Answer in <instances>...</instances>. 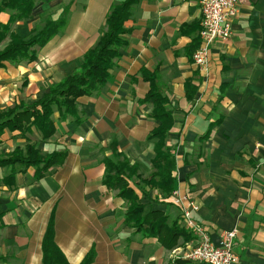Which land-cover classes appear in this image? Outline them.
<instances>
[{
    "label": "crops",
    "instance_id": "obj_1",
    "mask_svg": "<svg viewBox=\"0 0 264 264\" xmlns=\"http://www.w3.org/2000/svg\"><path fill=\"white\" fill-rule=\"evenodd\" d=\"M122 1L38 0L37 21L57 19L68 8V24L36 49L33 62H6L0 69V110L39 100L74 72L98 43L113 4ZM202 18L201 0H138L110 81L77 101L76 117L61 120L56 112V134L48 141L35 129L28 139L19 131L0 135V160L28 141L44 153L67 152L63 165L41 177L32 167L0 165V264H43L51 220L69 264L90 256L91 264H201L173 260L172 249L158 238L130 227L127 203L103 185L114 145L143 176L154 170L147 137L156 122L152 105L143 103L150 91L143 70L155 75L169 98L175 124L168 144L178 145L175 189L198 205L193 220L217 245L222 232L237 229L240 264H264V0L242 1L231 38L211 48L207 74L193 63ZM0 20L8 23L10 13ZM25 23L14 24L13 31ZM139 181L132 187L145 213L160 211L186 231L177 248L194 244L181 208Z\"/></svg>",
    "mask_w": 264,
    "mask_h": 264
},
{
    "label": "trees",
    "instance_id": "obj_2",
    "mask_svg": "<svg viewBox=\"0 0 264 264\" xmlns=\"http://www.w3.org/2000/svg\"><path fill=\"white\" fill-rule=\"evenodd\" d=\"M38 0H0V14L10 13L8 23L0 20V44L8 43L0 50V69L8 63L33 62L36 49L45 47L55 36L62 32L68 24L69 9L65 8L57 18L43 19L42 26L31 33L22 34L13 31L16 23L33 20ZM138 0L116 2L111 7L106 27L98 43L83 57L80 66L68 74L62 81L49 86V90L39 100L30 104H18L12 108L0 110V135L6 130L19 131L28 139L35 129L43 141L52 139L56 134L54 115L59 112L60 119L74 118L78 114L77 101L82 97H91L99 93L110 81L121 50L126 46L125 36L129 34L125 23L131 15L132 6ZM201 41L198 48L200 47ZM197 48V49H198ZM194 54V53H193ZM144 79L150 83V91L143 99L144 104L152 105L150 117L156 127L147 137V142L154 145L152 159L153 172L148 176L140 173V167L125 158L113 146L112 157L105 160L106 172L103 185L109 190L118 192L128 210L126 223L145 236L158 238L164 247L177 248L178 240L186 231L180 230L177 224H169L167 217L160 211L145 213L146 206L141 203L132 183L139 179L149 189L160 190L167 199H171L176 191L177 148L169 145L168 137L174 129L173 114L168 110L169 98L160 92L154 74L143 70ZM66 151L44 153L36 143L24 148H16L12 153L0 160L1 166L21 165L35 168L40 177L53 167L63 165ZM43 264H69L65 255L55 243L52 220L48 226L42 243ZM92 257H87L82 264H91Z\"/></svg>",
    "mask_w": 264,
    "mask_h": 264
},
{
    "label": "built area",
    "instance_id": "obj_3",
    "mask_svg": "<svg viewBox=\"0 0 264 264\" xmlns=\"http://www.w3.org/2000/svg\"><path fill=\"white\" fill-rule=\"evenodd\" d=\"M243 0H201L203 18L200 28V47L193 54L195 67L206 74L209 70L211 47L216 42H226L232 36V25L239 15ZM264 152V145L261 146ZM171 200L181 208L185 227L196 237L194 244L177 248L172 254L173 260H184L201 264H240L234 251L238 230L221 233L220 244H214L207 228L195 222L193 212L199 210L194 200L181 196L176 190Z\"/></svg>",
    "mask_w": 264,
    "mask_h": 264
},
{
    "label": "rangeland",
    "instance_id": "obj_4",
    "mask_svg": "<svg viewBox=\"0 0 264 264\" xmlns=\"http://www.w3.org/2000/svg\"><path fill=\"white\" fill-rule=\"evenodd\" d=\"M51 15H52V14H51ZM33 18H34V17H33ZM34 19H35L36 22L33 23V22H29V21H28L27 23H25V24L23 25V27L21 28V33H22V34L31 33L32 30H34V29L39 28V27L42 26L43 20H40V21L38 20V21H37L36 18H34ZM30 27H31V28H30ZM216 43H218V42H216ZM216 43H215V44H216ZM213 45H214V44H213ZM213 45H212V46H213ZM211 48H212V47H211ZM194 53H195V52H194ZM210 56H211V52H210ZM193 63H194V62H193ZM209 66H210V64H209ZM208 72H209V70H208ZM208 72H207V73H208ZM207 73H206V74H207ZM181 248H184V247H181ZM175 249H176V248H175ZM175 249L172 250V253H171V254H173V252H174Z\"/></svg>",
    "mask_w": 264,
    "mask_h": 264
}]
</instances>
